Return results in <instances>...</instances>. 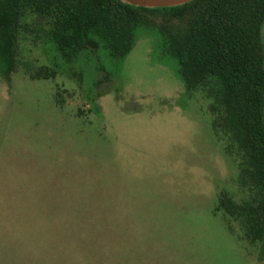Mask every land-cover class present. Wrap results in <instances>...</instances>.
Returning a JSON list of instances; mask_svg holds the SVG:
<instances>
[{
	"label": "rangeland",
	"instance_id": "374dc122",
	"mask_svg": "<svg viewBox=\"0 0 264 264\" xmlns=\"http://www.w3.org/2000/svg\"><path fill=\"white\" fill-rule=\"evenodd\" d=\"M18 37L0 68V264H264L221 204L250 199L243 154L157 30L125 59L61 50L29 10Z\"/></svg>",
	"mask_w": 264,
	"mask_h": 264
},
{
	"label": "trees",
	"instance_id": "16d2710c",
	"mask_svg": "<svg viewBox=\"0 0 264 264\" xmlns=\"http://www.w3.org/2000/svg\"><path fill=\"white\" fill-rule=\"evenodd\" d=\"M25 10L51 18L61 50L96 49L103 42L119 59L133 50L138 28L157 30L187 88L213 97L212 110L222 116L217 125L243 154L247 168L240 182L250 199L240 205L221 200L222 206L229 217L242 219L252 243L264 241V0H193L164 9L123 0H0L2 71L15 68Z\"/></svg>",
	"mask_w": 264,
	"mask_h": 264
},
{
	"label": "water",
	"instance_id": "95a60500",
	"mask_svg": "<svg viewBox=\"0 0 264 264\" xmlns=\"http://www.w3.org/2000/svg\"><path fill=\"white\" fill-rule=\"evenodd\" d=\"M125 3L141 8L164 9L179 7L193 0H123Z\"/></svg>",
	"mask_w": 264,
	"mask_h": 264
}]
</instances>
